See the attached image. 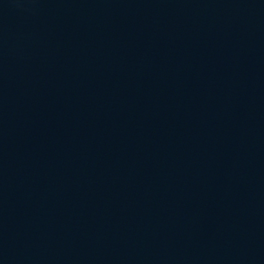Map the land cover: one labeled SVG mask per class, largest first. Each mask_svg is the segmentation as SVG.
Segmentation results:
<instances>
[{"label":"water","instance_id":"water-1","mask_svg":"<svg viewBox=\"0 0 264 264\" xmlns=\"http://www.w3.org/2000/svg\"><path fill=\"white\" fill-rule=\"evenodd\" d=\"M0 264H264V0H0Z\"/></svg>","mask_w":264,"mask_h":264}]
</instances>
